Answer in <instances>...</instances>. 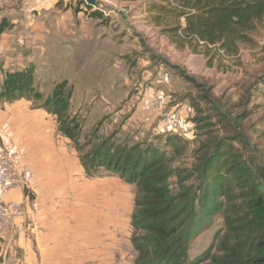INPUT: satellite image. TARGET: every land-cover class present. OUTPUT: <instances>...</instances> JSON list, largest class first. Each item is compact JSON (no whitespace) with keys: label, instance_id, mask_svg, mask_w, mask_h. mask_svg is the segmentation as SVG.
Segmentation results:
<instances>
[{"label":"rangeland","instance_id":"374dc122","mask_svg":"<svg viewBox=\"0 0 264 264\" xmlns=\"http://www.w3.org/2000/svg\"><path fill=\"white\" fill-rule=\"evenodd\" d=\"M175 5L168 0H96L95 4L78 0L73 4L60 5L62 14L69 11L70 6L74 12L64 17L65 26L70 27L60 35L56 51L59 53L60 50L64 59H55L54 53L46 65L36 61L30 66L35 74L36 89L44 95L40 100L33 101V98L31 107L47 111L41 106L46 97L57 83L68 81L73 90L71 113L74 122L83 127L80 152L74 145L72 147L68 137L59 132L56 116L50 115L49 120L55 126L57 135H61L64 140L69 139V144L65 147L71 152L73 149L76 155L79 153L80 170L72 175L66 174L62 180L53 183L60 190L56 196V213H52L57 215L49 218V223L40 229L39 241H34L25 248L30 253L27 261L23 262L22 248L15 249L13 242L7 244L3 240V264H135L137 251L132 242V214L135 209L136 186L127 183L120 176L106 173L104 169H98L97 174L91 176L86 173L83 164L90 162L88 153L95 145L86 143L94 130L102 128L100 136H110L113 130L121 127V122L130 113V109L124 106L128 102L127 92L132 91L135 86L132 78L140 73L147 74L142 61L130 64L133 57H149L151 61L161 65L167 59L150 54L143 46L141 53L131 49L140 43H154V48L157 49L166 46L169 56L178 63L183 76L179 79L170 75L173 79L171 83L177 89L173 95L176 100L191 106L190 119L194 124L193 133L189 137L173 134L178 136L173 141L168 140L164 134L148 133L143 142L166 152L168 170L188 176L196 164L198 148L209 141L225 139L227 146H231L235 153H240L250 165L264 192V19L256 31L251 33L254 41L240 44L237 53L228 54L201 43L194 50L190 49L192 55L189 61L188 56L181 57V54L188 55L183 50L185 47L178 48L169 35V44L175 45L176 49L172 44L173 48L169 47L161 39L164 28L172 29L185 23L184 17L178 16ZM77 6L80 10L76 9ZM162 6L165 9L160 10ZM35 19L38 23L39 18ZM2 20H8V26L12 18H0V23ZM22 22L19 19L12 27L18 25V30H24ZM18 30H14L13 34L17 35ZM96 31L108 42H115V38L124 35L123 40L128 42V46H123V50L122 47L120 50H108L109 47H106L102 52L98 49L96 52V48L100 46L94 40ZM112 34L118 35L110 37ZM140 34L143 39L138 36ZM51 44L56 46L54 39H51ZM23 45L21 47L17 43L24 51L12 54V58L18 57L20 52H24V55L28 53L27 42ZM100 52L109 57L101 59ZM67 56L71 58L68 59ZM129 56L130 61L127 60ZM167 68L170 74H179L177 68ZM98 75L105 78L106 82L95 81ZM110 76L111 82H107ZM73 78L81 80L77 83L72 81ZM129 79L131 81H127ZM112 85L117 87L112 88ZM207 92H210L208 96L212 100H218L230 113L229 118L214 108L217 101L207 99ZM121 109L123 111L119 112ZM238 114L241 115L237 116ZM120 138L133 140L125 132L120 133ZM97 139L93 144H97ZM19 147L23 150L24 146ZM19 156V164L27 165L35 173L38 165L37 152L25 156L21 151ZM177 180L173 174L170 179L172 188ZM190 183H197V176L188 181ZM19 190V187L10 190L6 194V200L25 201L17 194ZM27 201L30 210L29 199ZM223 227V217L215 215L193 241L187 264H192L209 249L212 253L217 251ZM13 251H17L14 257Z\"/></svg>","mask_w":264,"mask_h":264},{"label":"trees","instance_id":"16d2710c","mask_svg":"<svg viewBox=\"0 0 264 264\" xmlns=\"http://www.w3.org/2000/svg\"><path fill=\"white\" fill-rule=\"evenodd\" d=\"M168 1L176 4L178 16L185 19L184 24L163 29L178 48L188 46L194 50L203 43L235 54L240 44L254 41L251 33L264 19V0ZM6 26V20H2L0 33ZM173 65L182 72L179 65ZM208 95L210 92L205 96L211 101ZM24 97H44L36 89L31 67L8 71L0 83V102H15ZM72 97L73 90L64 80L54 86L41 106L56 116L59 132L80 152L83 127L74 122ZM212 101H217L214 108L230 117L218 100ZM167 137L178 139L174 135ZM96 139L97 144H93ZM86 144L95 145L88 153L90 162L83 164L87 174L94 176L98 169H104L136 186L132 214L135 264H187L193 241L217 214L224 219L217 251L212 253L209 249L192 264H205L207 260L206 264H264V192L250 165L227 146L225 139L200 146L188 176L167 169L168 156L163 150L145 142L130 145L112 135L102 137L99 127ZM173 174L178 178L174 188L170 182ZM194 176L197 183L188 184ZM1 251L0 244L3 264Z\"/></svg>","mask_w":264,"mask_h":264},{"label":"crops","instance_id":"0c3cea01","mask_svg":"<svg viewBox=\"0 0 264 264\" xmlns=\"http://www.w3.org/2000/svg\"><path fill=\"white\" fill-rule=\"evenodd\" d=\"M75 1L78 0H0V18H12L10 24L0 33V83L3 81L8 71L30 67L33 62L37 63L36 61L46 65L47 61H49V57L51 59L54 53L56 54L55 59H64V57H61L60 50L59 53L56 51L59 47L60 35L66 33L65 31L70 27V25L65 26L64 17L65 15L67 17L69 14H74V12H72V6H70L69 11L64 14H62V10L59 8L62 4H73ZM76 9L80 10L78 6ZM104 13L106 15V11H104ZM35 18H39L38 23L35 21ZM19 19L23 21L24 30H18V25L12 27ZM7 21L8 20H6V22ZM14 30H18L17 35L13 34L15 33ZM94 33H97L94 37L96 44H100V46L96 48V52L97 49L102 52L106 47H109L108 50H120V47H122L121 50H123V46H128V42L123 40L124 35L115 38L117 39L115 42H108L101 33L99 34L97 31ZM117 35L118 34H112L110 37H116ZM140 35L138 36L143 39V35ZM168 37L166 32H163L161 35V39L169 44L170 39ZM137 38L138 37H136V39ZM51 39L55 40L56 46L51 44ZM26 42V50L28 53L24 55V52H20L18 57L12 58V54L19 52V50H23L21 47H23V43ZM17 43H19L21 47L17 46ZM153 44L154 43H144L142 45L140 43L138 46H135V48L132 47L131 49H135L137 52L141 53L143 51L141 49L144 47L150 54H155L156 56L167 59L165 63L162 62L163 64L161 65V63L158 64L157 62L151 61L149 57L145 59H140L139 57L136 59L133 57L130 64L143 62V69L148 75L140 73V75L137 74V76L132 78L135 82V86L132 91L127 92L126 99H128V102H126L127 105L124 106L130 109V113H128L124 121L121 122V127L116 128L110 134V136H115V138L124 141L125 139L120 138V133L125 132V134H128L129 139L131 137L133 139L126 141L130 145L143 142V139L148 133L164 134L165 136L179 134L161 120V111L155 106V101L157 99L165 100L167 102L165 105L167 109L178 110L189 119L190 113L192 112V108L189 104L176 100L173 95V93H176L177 89L173 83H171L173 80L172 78L178 77L181 79L183 75L179 70L177 71L179 74L175 76L170 74L167 66L170 68L174 66L173 64L178 65V63L169 56L166 46L163 45L162 48L157 49L154 48ZM171 44H169V47H174V49H176V46L172 44V47ZM183 50L184 52L186 51L188 55L181 54V57H183V55H185L184 57L188 56L190 61L192 55L190 48L186 46ZM101 52L99 54L100 58H105L106 60L109 56L107 54L103 55ZM67 57H69L68 59L71 58L70 56ZM129 57L127 60L130 61L131 57ZM169 57L171 59H169ZM170 75L172 78H170ZM99 76L101 75H98L95 81H98V83H105V78ZM80 80L72 79L73 82L76 81L77 83H79ZM108 80L107 82H111V76ZM127 81H131V79ZM116 87L117 85H112V88ZM75 96L77 97L76 92ZM32 99L33 98L24 97L15 102L4 101L0 103V149L4 148L15 151L17 154L16 160H18L17 166H20L19 153L21 151L25 156L31 152H37L38 165L32 182L33 192L30 200V210L28 209V211H30L28 212V223L26 224L27 226L20 227V231L12 243L15 249H23V262L27 261L28 255L30 256V253H28L25 248H28L30 243L39 241L41 236L40 229L44 227V224L46 225L49 223V218H55L57 215H53L52 213H56V196L60 190H58L59 187L53 186V183L62 180L66 174L71 173L72 175L73 172H79L80 170L79 153L76 155L73 149L71 152L68 147H65L69 144V139L65 138L64 140L61 135H57L55 126L49 120L51 119L50 115L53 114L48 110L32 108ZM33 101H35V99ZM130 106L133 107L131 108ZM122 111V109L119 110V112ZM14 131L16 133H14ZM101 132L102 128L99 129V135ZM179 135L183 136L182 134ZM56 136H58V138H56ZM22 138L25 140L23 139V141L20 142ZM19 146H24L23 150H21ZM113 175L119 176L118 174ZM17 194L21 195L23 200L25 199V190L21 189ZM23 243L24 245H22ZM0 244L3 246L4 243L0 242ZM16 254L17 251H13L12 257L16 256Z\"/></svg>","mask_w":264,"mask_h":264},{"label":"built area","instance_id":"2783aa9c","mask_svg":"<svg viewBox=\"0 0 264 264\" xmlns=\"http://www.w3.org/2000/svg\"><path fill=\"white\" fill-rule=\"evenodd\" d=\"M166 103L163 99L155 101V106L161 111V120L174 131L189 137L193 133V122L178 110L167 109ZM16 159L15 151L0 149V242L4 240L8 244L14 242L21 226H27V199L30 202L33 192L34 173L25 164L17 166ZM18 187L26 191L25 201H7L6 194ZM1 247L4 259L5 253Z\"/></svg>","mask_w":264,"mask_h":264},{"label":"water","instance_id":"95a60500","mask_svg":"<svg viewBox=\"0 0 264 264\" xmlns=\"http://www.w3.org/2000/svg\"><path fill=\"white\" fill-rule=\"evenodd\" d=\"M88 2L91 3V4H95L96 0H88Z\"/></svg>","mask_w":264,"mask_h":264}]
</instances>
